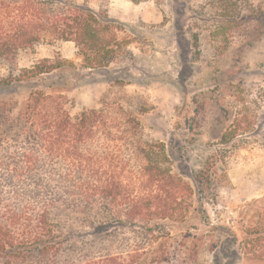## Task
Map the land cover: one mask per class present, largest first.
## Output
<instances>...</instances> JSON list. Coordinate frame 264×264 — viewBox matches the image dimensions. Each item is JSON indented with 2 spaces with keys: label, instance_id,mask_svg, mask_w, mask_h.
I'll return each mask as SVG.
<instances>
[{
  "label": "trees",
  "instance_id": "16d2710c",
  "mask_svg": "<svg viewBox=\"0 0 264 264\" xmlns=\"http://www.w3.org/2000/svg\"><path fill=\"white\" fill-rule=\"evenodd\" d=\"M219 1L224 12L261 13L255 1ZM90 2L0 0V66L8 68L0 75V264H181L193 236L167 242L171 225L191 215L209 227L216 259L264 263V205L236 211L237 227L209 223L203 172L191 184L176 175L166 146L142 139L135 113L107 103L71 112L47 75L73 70V62L18 69L20 51L57 42L73 44L84 69L113 64L124 48L119 23L104 0L97 10Z\"/></svg>",
  "mask_w": 264,
  "mask_h": 264
},
{
  "label": "rangeland",
  "instance_id": "374dc122",
  "mask_svg": "<svg viewBox=\"0 0 264 264\" xmlns=\"http://www.w3.org/2000/svg\"><path fill=\"white\" fill-rule=\"evenodd\" d=\"M251 1L261 13L224 12L219 0H104L124 47L108 68L84 69L74 45L63 42L20 51L17 66L73 62V70L47 75L62 86L71 112L105 103L130 109L142 139L166 146L176 175L191 184L203 172L212 189L202 202L208 222L237 227L236 211L264 205L254 204L264 197V0ZM90 6L97 10L99 0ZM7 70L0 66V75ZM26 95L22 90L14 98L23 102ZM196 198H190V213ZM188 219L171 225L173 240L167 242L175 245L182 233L193 236L181 264H226L209 249V227L193 215Z\"/></svg>",
  "mask_w": 264,
  "mask_h": 264
}]
</instances>
